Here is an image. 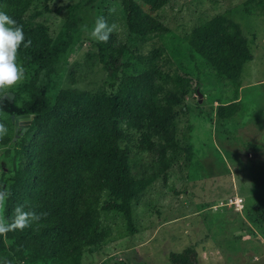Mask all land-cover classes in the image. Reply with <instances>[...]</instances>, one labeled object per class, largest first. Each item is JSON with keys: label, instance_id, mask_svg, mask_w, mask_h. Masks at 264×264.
Segmentation results:
<instances>
[{"label": "rangeland", "instance_id": "374dc122", "mask_svg": "<svg viewBox=\"0 0 264 264\" xmlns=\"http://www.w3.org/2000/svg\"><path fill=\"white\" fill-rule=\"evenodd\" d=\"M78 3L81 21L70 30L73 40L56 65L48 95L53 105L61 91L85 96L113 95L118 90L110 87L98 60L96 39L90 36L97 18H103L125 38L117 3L98 0L93 7L86 5L87 0H50L49 11L44 10L45 3H38L26 18H33L40 33L47 34L49 45H55L66 41L69 10ZM152 15L168 32L134 43L132 50L143 57L157 50L159 67L170 78V86L177 89L181 84L186 89L175 110L173 141L167 134L154 135L153 146L147 148L141 145L142 133L129 130L125 122L119 124L132 176L145 187L132 203V229L124 213H101L102 228L111 237L98 249H86L81 264H174L172 254L191 249L199 264H264V236L251 220L254 208L264 205V0H171ZM218 16L241 26L252 54L239 86L219 77L187 41L195 29ZM124 64L121 76L141 70L133 55ZM23 68V78L6 92L20 106L29 100L25 86L36 69L35 65ZM44 80L42 76L41 83ZM233 103L237 113L220 120L219 107ZM66 108L68 116L78 111L73 104ZM32 122L29 117L23 127L17 126L11 116L0 112V124L7 129L0 136L11 141L0 146L2 182L21 168L22 147L28 143ZM5 198L0 201V219L7 222ZM103 199L114 200L109 193ZM6 254L0 253V261ZM18 264L61 263L24 260Z\"/></svg>", "mask_w": 264, "mask_h": 264}, {"label": "trees", "instance_id": "16d2710c", "mask_svg": "<svg viewBox=\"0 0 264 264\" xmlns=\"http://www.w3.org/2000/svg\"><path fill=\"white\" fill-rule=\"evenodd\" d=\"M49 1L0 0V11L22 26L25 41H31L28 47L21 44L18 48L17 63L36 67L25 86L29 100L22 106L0 93V112L11 118L34 117L28 143L22 147V166L14 176L0 180V192L6 193L7 222L15 218V210L21 205L40 216L23 230L0 233V253L7 252L0 264L24 260L81 264L86 249H98L111 237V232L102 228V212L124 213L132 229V203L145 185L132 176L129 154L121 146L125 133L119 124L125 122L129 130L142 133L141 145L147 148L153 146L150 137L154 135L167 134L172 143L175 110L186 95L183 85L177 89L170 86V78L159 67L157 50L148 57L132 50L134 43L152 41L168 32L152 12L164 9L171 0H112L122 12L125 38L110 25L109 39L94 44L102 71L117 92L81 96L61 91L53 105L48 95L57 75L56 65L73 40L70 30L81 21L78 9L82 4L70 7L66 41L49 45L40 25L26 18L38 3H45L44 10L49 11ZM97 1L87 0L86 5L94 7ZM113 21L109 20L110 24ZM187 41L219 77L240 85L243 67L252 60V54L237 22L218 16L195 29ZM129 55L136 57L141 70L124 77L121 72ZM69 104L78 110L74 116L67 114ZM237 111L235 103L220 106L217 116L225 120ZM10 142V138L0 136V146ZM106 193L114 200L104 201ZM251 220L264 236L263 204L254 208ZM196 255L191 249L172 254L170 260L174 264H199Z\"/></svg>", "mask_w": 264, "mask_h": 264}, {"label": "clouds", "instance_id": "9594fccd", "mask_svg": "<svg viewBox=\"0 0 264 264\" xmlns=\"http://www.w3.org/2000/svg\"><path fill=\"white\" fill-rule=\"evenodd\" d=\"M112 29L103 18H97L90 31V36L98 41H107ZM31 41H25L22 26L6 12L0 11V93L16 85L24 76V68L17 63V50L23 44L28 47ZM4 124H0V134L6 132ZM6 195L0 192V200ZM15 218L9 223L0 219V233L30 226L33 221H38L40 216L34 211H25L21 205L15 210Z\"/></svg>", "mask_w": 264, "mask_h": 264}, {"label": "water", "instance_id": "95a60500", "mask_svg": "<svg viewBox=\"0 0 264 264\" xmlns=\"http://www.w3.org/2000/svg\"><path fill=\"white\" fill-rule=\"evenodd\" d=\"M4 98L9 99L13 103V100L11 99L10 96L5 95ZM33 118L34 117H32V119ZM28 120H29V116H27V115L20 116L18 118H16L15 116H12V121H14L17 126L20 125L23 127L27 123Z\"/></svg>", "mask_w": 264, "mask_h": 264}, {"label": "built area", "instance_id": "2783aa9c", "mask_svg": "<svg viewBox=\"0 0 264 264\" xmlns=\"http://www.w3.org/2000/svg\"><path fill=\"white\" fill-rule=\"evenodd\" d=\"M241 203H242V202L239 203V202L236 201V204H237V205H240Z\"/></svg>", "mask_w": 264, "mask_h": 264}]
</instances>
